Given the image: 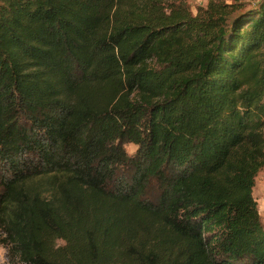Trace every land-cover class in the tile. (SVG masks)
<instances>
[{"label":"trees","instance_id":"1","mask_svg":"<svg viewBox=\"0 0 264 264\" xmlns=\"http://www.w3.org/2000/svg\"><path fill=\"white\" fill-rule=\"evenodd\" d=\"M263 168L264 0H0L10 264H264Z\"/></svg>","mask_w":264,"mask_h":264},{"label":"rangeland","instance_id":"2","mask_svg":"<svg viewBox=\"0 0 264 264\" xmlns=\"http://www.w3.org/2000/svg\"><path fill=\"white\" fill-rule=\"evenodd\" d=\"M209 0H187V3L189 4V6L191 7V10L196 13L197 9L199 7H203L206 6ZM227 2H232L234 0H225ZM242 2H244L245 7L250 8L255 2L256 0H241ZM125 148L128 151V153L133 154L136 151V146L133 144H125ZM264 175V172L259 173L258 175V183H259V179L260 177H262ZM256 182V183H257ZM257 198V197H256ZM259 203V202H258ZM262 205V203H261ZM260 209V207H259ZM264 209L261 210V212H263ZM262 221L264 222V216L261 217ZM1 237V235H0ZM59 243H62V241H59ZM0 264H10L8 261V257H7V248L4 247L2 244H0Z\"/></svg>","mask_w":264,"mask_h":264},{"label":"crops","instance_id":"3","mask_svg":"<svg viewBox=\"0 0 264 264\" xmlns=\"http://www.w3.org/2000/svg\"><path fill=\"white\" fill-rule=\"evenodd\" d=\"M261 172H264V168L260 171V173ZM258 178L259 177H257V181H258ZM253 193H254V196L257 197V200L259 202V207H260L259 210H260L261 217H262V216H264V211L261 212V210L264 209V179H263V176L260 177L259 183L258 182L256 183ZM261 203H262V205H261ZM263 224H264V222H263Z\"/></svg>","mask_w":264,"mask_h":264},{"label":"built area","instance_id":"4","mask_svg":"<svg viewBox=\"0 0 264 264\" xmlns=\"http://www.w3.org/2000/svg\"><path fill=\"white\" fill-rule=\"evenodd\" d=\"M263 179H264V175H263Z\"/></svg>","mask_w":264,"mask_h":264}]
</instances>
